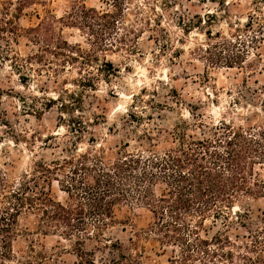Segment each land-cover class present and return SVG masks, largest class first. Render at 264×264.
Returning a JSON list of instances; mask_svg holds the SVG:
<instances>
[{"label":"trees","instance_id":"16d2710c","mask_svg":"<svg viewBox=\"0 0 264 264\" xmlns=\"http://www.w3.org/2000/svg\"><path fill=\"white\" fill-rule=\"evenodd\" d=\"M47 1L0 0V41L18 44L24 37L36 47L34 54L25 57L15 53V69L32 71L37 66L34 72L44 69L55 79L74 69L79 75L74 81L77 86L96 79L83 76L88 68L114 75L116 70L104 57L109 51L127 47V36L134 33L118 27L129 0H106L109 8L105 11L74 0L65 16L49 14L35 26L21 28L19 19L24 10L44 8ZM250 4L246 23L239 32L249 36L248 45L253 48L264 42V0H251ZM63 28L80 32L87 47L69 43L63 37ZM231 47L235 46H226ZM244 51L226 58L221 54L210 64L239 70L246 64L245 69H250L242 82L246 85L260 58L247 63ZM262 91L264 86L256 99L264 108ZM241 99L248 105L254 102L245 93ZM60 109L67 111L63 104ZM153 109L165 110L167 106L157 104ZM191 111L190 107L189 114ZM247 120L240 115L217 124H190L181 119L171 132L161 131L170 139L158 142L144 132L136 137L137 147L128 150L129 141L123 142L113 157L102 148L96 149L94 140L80 152L77 143L87 128L83 122L72 121L63 138H76L68 137L72 140L68 146L63 145L65 142L54 143L59 152L51 160L34 162L31 170L17 180H11L0 168V264H41L42 255L40 261H19L11 250L18 218L33 211L39 213L35 227L38 234L58 236L67 242L75 257L73 264H141L139 244L150 238L163 250L171 248L167 264H264V210L256 215L251 208L233 215L231 212L239 202L264 200V114L253 124L245 123ZM192 128L199 130V137L188 133ZM53 181L67 195V204L51 197ZM119 206L145 208L152 222L130 240L136 249L133 257H126L111 245L118 259L98 263L84 246L94 241L96 248H109L106 231L115 223L114 211ZM219 220L226 228L236 224L245 233L233 240L221 233L204 235L205 223Z\"/></svg>","mask_w":264,"mask_h":264},{"label":"rangeland","instance_id":"374dc122","mask_svg":"<svg viewBox=\"0 0 264 264\" xmlns=\"http://www.w3.org/2000/svg\"><path fill=\"white\" fill-rule=\"evenodd\" d=\"M73 1L48 0L44 8L26 9L19 25L35 26L49 14L63 17ZM82 2L99 11L109 8L106 0ZM250 2L129 0L118 27L134 33L127 36V47L109 51L104 57L116 73L110 75L98 72L96 67L88 68L89 73L83 76L96 79L86 86L74 83L79 78L74 69L56 79L41 68L40 73L34 72L37 66L32 71L26 68L17 71L15 53L25 57L34 54L36 47L24 37L18 44L0 41V168L11 180H17L31 170L34 162L51 160L59 152L54 143L65 142L63 145L68 146L76 138L75 135L68 136L72 140L63 138L72 121L83 122L87 128L77 143L79 151L87 150L94 140L96 149L102 148L108 157H113L123 142L129 141L128 150L137 147L136 137L144 132L158 142L170 139V135L161 131L171 132L181 119L190 124H217L240 115L248 117L245 123L257 122L264 114L256 99L260 96L259 88L264 86V42L251 48L249 36L239 32L246 23ZM62 34L69 43L87 47L77 30L63 28ZM230 45L235 47L226 48ZM243 50L247 52V63L260 58L246 85L242 83L250 71L245 69L246 64L243 70L210 64L221 54L226 58ZM4 56L7 57L3 60ZM244 93L254 99L252 105L241 99ZM62 104L67 107L66 112L60 109ZM157 104L167 109L154 110ZM190 107L192 114L188 112ZM188 133L194 137L200 134L195 128ZM49 190L56 202L67 204V195L56 182H51ZM246 208L256 215L264 210V200L239 202L232 215ZM1 209L0 204V216ZM38 217L39 213L33 211L18 218V232L11 240L14 258L40 261L42 255L41 264H73L75 257L67 242L35 230ZM114 218L115 223L106 231L109 248H96L94 241H87L84 246L98 263L118 259V252L111 245L117 246L126 257H133L136 249L130 240H135V234L152 222L151 214L142 207L119 206ZM216 233L233 240L245 230L236 224L226 228L220 220L207 221L204 235L211 237ZM138 252L141 264H167L171 248L163 250L150 238L140 242Z\"/></svg>","mask_w":264,"mask_h":264}]
</instances>
